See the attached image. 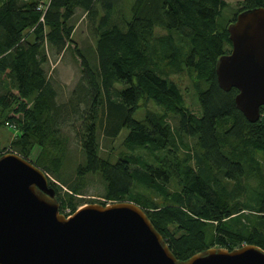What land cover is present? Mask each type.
<instances>
[{
  "label": "trees",
  "instance_id": "obj_1",
  "mask_svg": "<svg viewBox=\"0 0 264 264\" xmlns=\"http://www.w3.org/2000/svg\"><path fill=\"white\" fill-rule=\"evenodd\" d=\"M226 6V0H134L126 18L115 0H0V126L18 131L10 144L17 154L67 185L61 192L49 179L60 212L76 210L86 175L98 173L102 204L127 199L140 205L178 260L215 246L264 250V106L259 120L248 121L235 105L237 89L222 90L215 73L216 60L231 49L228 24L240 11L264 7V0L240 1L227 21ZM78 9L93 46L80 47L72 38ZM155 27L165 34L156 37ZM66 49L81 75L60 99L47 66L50 55ZM164 65L189 72L199 115ZM145 100L155 110L134 118ZM66 127L82 153L69 184L60 176ZM99 131L110 141L124 132L129 153L115 161L100 155ZM249 175L253 204L245 208L233 200L238 184H228Z\"/></svg>",
  "mask_w": 264,
  "mask_h": 264
},
{
  "label": "water",
  "instance_id": "obj_2",
  "mask_svg": "<svg viewBox=\"0 0 264 264\" xmlns=\"http://www.w3.org/2000/svg\"><path fill=\"white\" fill-rule=\"evenodd\" d=\"M231 49L218 57V86L237 89L250 122L264 106V7L240 11L227 26ZM0 264H264L255 244L209 247L178 260L133 201L87 203L60 212L47 173L15 152L0 155Z\"/></svg>",
  "mask_w": 264,
  "mask_h": 264
},
{
  "label": "rangeland",
  "instance_id": "obj_3",
  "mask_svg": "<svg viewBox=\"0 0 264 264\" xmlns=\"http://www.w3.org/2000/svg\"><path fill=\"white\" fill-rule=\"evenodd\" d=\"M134 0H115V4L117 8L119 9V14L123 15L124 17L128 18L130 16V7ZM242 0H226L227 6L224 8L222 12V18L227 21L235 14L237 8L239 7V2ZM120 18V16H119ZM74 23V31L72 38L75 40L76 44L80 47L88 46V45H94V40L92 38V35L88 29V22L87 18L85 17V14L81 10H76L75 15L72 18ZM221 21V19H220ZM154 34L156 37L162 36L165 34V31L159 27H155ZM169 66L166 68V71L171 79H173L178 86L180 87V90L183 94L184 102L187 105V107L197 115L200 114V108H199V102L197 99V90L194 85L193 78L190 77L189 72L186 70V68H183L182 70H178L177 67L171 66V65H164ZM48 74L51 76L52 80L56 83V87L58 90V93L60 94V99H67L69 96L70 91L73 89L75 84L77 83L80 75V65L78 59L75 57L73 51L70 49H66L63 53H61L59 56H52L50 55L49 63L47 66ZM123 87V84L120 85ZM151 109L155 110L154 102L150 101H141L140 107L138 110L134 113V118L136 119H142L144 117V114L146 113V110ZM172 124L174 122L172 121ZM64 132L69 136V142L67 144V154L65 155V161L62 167L61 171V179L66 180V183L69 184L75 179V166L77 163L82 161V153L81 149L79 147V144L74 139V134L71 128L66 127L64 129ZM18 134V131L9 125H4L3 123L0 126V148L4 149L2 150V153L5 152H15L16 151L11 147V141L15 139L16 135ZM125 133H121L119 137L116 139L110 141L106 139L101 132L99 131V150L100 155L112 159V161H115L116 158L120 157L122 154H128V150L123 146L121 140L123 139V136ZM189 144H192L193 139L186 138L185 139ZM39 147L35 145V147L31 151V159L34 160L36 156L38 155ZM140 152V151H139ZM142 154H146L145 151H142ZM260 160V158H259ZM42 169V168H41ZM44 170V169H43ZM45 171V170H44ZM46 172V171H45ZM49 176V179L56 184L61 186V192H64L68 190L67 185L62 184V181L60 179H56L55 176L52 174L46 172ZM251 175V174H250ZM248 176L246 178H243L239 183L235 184L234 182H230L228 184V188L232 189L236 188L237 184V192L239 193V197L235 198L233 196V200L236 198H239L241 201L240 204L242 207H250L253 204V201L249 200V191L251 190V186L254 182V177ZM227 185V184H225ZM169 190H174V184L170 183L168 184ZM104 192V183L100 176V174H88L86 175L81 194H78L76 196V199L74 200L76 209L80 206L87 204V203H93V202H100L105 201V199L102 197ZM156 200L160 199L155 196L153 197ZM126 201H129L126 199ZM113 201L108 200L106 203H110ZM71 212V208L69 206H66L64 208V213L69 214ZM237 248V247H235Z\"/></svg>",
  "mask_w": 264,
  "mask_h": 264
},
{
  "label": "built area",
  "instance_id": "obj_4",
  "mask_svg": "<svg viewBox=\"0 0 264 264\" xmlns=\"http://www.w3.org/2000/svg\"><path fill=\"white\" fill-rule=\"evenodd\" d=\"M41 7V6H40ZM40 7H38V8H40ZM66 214V213H65ZM71 213H69V214H67L66 216H68V215H70Z\"/></svg>",
  "mask_w": 264,
  "mask_h": 264
}]
</instances>
